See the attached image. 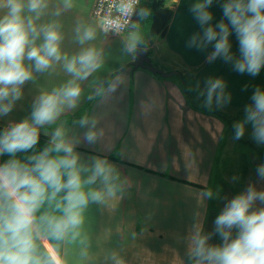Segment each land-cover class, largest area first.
<instances>
[{
  "label": "crops",
  "instance_id": "0c3cea01",
  "mask_svg": "<svg viewBox=\"0 0 264 264\" xmlns=\"http://www.w3.org/2000/svg\"><path fill=\"white\" fill-rule=\"evenodd\" d=\"M95 1L44 0L37 13L28 10V0H22L25 22L31 19L39 33L31 46L40 47L45 27L54 25L61 36V59H53L42 71L34 61L24 59L32 78L20 86L11 111L0 114V138L17 123H32L34 106L42 95L70 83L79 87L80 94L71 105L62 104L53 121L34 125L38 141L31 149L0 153V167L16 160L32 169L37 163L33 158L45 150L48 159L57 162L75 157L80 190L88 197L86 205L74 210L81 218L78 225L57 227L67 216L69 190L44 185L28 229L31 264H209L207 252L223 248L240 232L235 226L218 228L216 220L226 206L249 188L264 193V176L259 173L264 166L260 157L264 142L255 138L253 124L247 121L254 93L264 92V66L256 75L235 68L242 59L239 39L224 16V5L234 0H212L206 7L212 19L203 26L191 9L205 0H163L171 10L164 34L151 29L152 0H140L132 23L120 34L106 31L92 17ZM5 3L0 0V18L8 12ZM221 22L228 27L231 59L212 58ZM207 27L218 33L210 43L204 38ZM87 30L92 38L81 42ZM138 46L148 50L154 67L176 73L162 76L144 67L133 68L130 62ZM88 50L96 53L95 65L81 79L68 72L66 64ZM215 80L223 82L222 94L217 89L209 104L208 82ZM239 124L255 141L237 138ZM89 133L94 134L91 140ZM243 141L254 145L249 155L241 154ZM60 142L71 153L57 149ZM97 161L112 169L107 182L102 176L87 182ZM70 171L61 166L63 184ZM109 185L115 195H108ZM93 191L101 192L102 199L93 200ZM260 210L264 200L257 198L249 213ZM201 238L204 254L198 255Z\"/></svg>",
  "mask_w": 264,
  "mask_h": 264
},
{
  "label": "clouds",
  "instance_id": "9594fccd",
  "mask_svg": "<svg viewBox=\"0 0 264 264\" xmlns=\"http://www.w3.org/2000/svg\"><path fill=\"white\" fill-rule=\"evenodd\" d=\"M211 3L212 0H205L191 9L202 26L212 19L211 14L206 11L207 5ZM4 6L8 12L0 18V114L11 111L12 102L20 97V86L32 78V73L24 66L25 58L34 61L39 71L48 69L53 59H61V36L54 25L45 27L44 43L40 47L31 46L39 33L31 19L25 22L22 16L25 5L22 0H6ZM44 6V0H28L27 7L31 12L38 13ZM224 16L228 18L239 39L242 59L236 62V70L241 73L247 71L251 75L258 74L264 66V0H248L246 4L244 0H234L224 5ZM217 27L220 29V38L215 44L212 58L224 55L231 59L228 56V27L223 22ZM92 35L90 30L85 31L81 42L91 39ZM217 35L212 27H207L204 31L205 42L216 40ZM192 43H196L195 36ZM95 60L96 53L88 50L78 57H73L66 64V68L68 72L83 79L93 69ZM208 83L207 102L210 104L217 89H220L222 94L223 82L215 80ZM79 94V87L70 83L63 89L39 97L32 112V123L25 120L6 130L0 138V153L15 154L31 149L38 141V131L34 125L53 121L61 110L60 106L65 102L71 105ZM217 99L219 100V96ZM252 99L254 105L247 110V121L253 124L255 138L264 142V92L257 89ZM5 100L9 102L4 103ZM243 132V124L237 125V138L242 136ZM55 135L58 137L61 133L57 131ZM88 138L93 139L94 134L89 133ZM56 148H64L66 152L71 153V148L65 147L63 142L57 143ZM33 159H36L37 163L32 169L16 160L0 167V264H31L32 242L28 229L34 222V213L44 195L45 184L57 191L65 187L69 190L65 197L68 201L67 216L65 220L57 222V227L68 223L78 225L81 218L79 212L74 210L88 202V197L80 190V177L74 170L75 157L63 158L57 162L48 159V150H45L39 158ZM61 166L72 169L66 184L62 183ZM111 171V168L105 167L103 161H97L94 175L87 182L95 180L96 176H102L107 182ZM32 172H37L38 177L32 175ZM259 173L264 176V166L259 169ZM90 195L93 200L99 201L103 194L93 191ZM108 195H115V188L111 185L108 187ZM257 198L264 200V193H257L249 188L247 194L233 199L217 218L218 228L231 229L235 226L240 232L235 240L223 248L207 252L206 259L209 264H264V210L249 213L253 201ZM223 235L227 239V233ZM204 243L203 238L197 241L198 255L204 254Z\"/></svg>",
  "mask_w": 264,
  "mask_h": 264
},
{
  "label": "built area",
  "instance_id": "2783aa9c",
  "mask_svg": "<svg viewBox=\"0 0 264 264\" xmlns=\"http://www.w3.org/2000/svg\"><path fill=\"white\" fill-rule=\"evenodd\" d=\"M140 0H96L91 15L114 34L124 33L136 14Z\"/></svg>",
  "mask_w": 264,
  "mask_h": 264
},
{
  "label": "trees",
  "instance_id": "16d2710c",
  "mask_svg": "<svg viewBox=\"0 0 264 264\" xmlns=\"http://www.w3.org/2000/svg\"><path fill=\"white\" fill-rule=\"evenodd\" d=\"M153 16L151 29L153 32L164 34L167 22L171 16V10L167 8L163 0H152ZM201 109L216 111L214 107L211 106H199ZM260 157L264 161V153L260 152Z\"/></svg>",
  "mask_w": 264,
  "mask_h": 264
},
{
  "label": "water",
  "instance_id": "95a60500",
  "mask_svg": "<svg viewBox=\"0 0 264 264\" xmlns=\"http://www.w3.org/2000/svg\"><path fill=\"white\" fill-rule=\"evenodd\" d=\"M130 65L133 66V68L137 67H144L153 73H158L162 76H170L176 72H164L161 69H158L154 67L150 61V58L148 56V50L145 47H136L135 49V57L134 59L130 62Z\"/></svg>",
  "mask_w": 264,
  "mask_h": 264
},
{
  "label": "rangeland",
  "instance_id": "374dc122",
  "mask_svg": "<svg viewBox=\"0 0 264 264\" xmlns=\"http://www.w3.org/2000/svg\"><path fill=\"white\" fill-rule=\"evenodd\" d=\"M231 121H229V123H230ZM231 126H232V124H230V128H231ZM240 138H242L243 140H250V141H255L254 140V138L252 137V133L251 132H249L248 134H246L245 135V133H243V135L242 136H240ZM250 141L249 142H241V150L242 151H244V153H241V154H243V155H249L250 153V151L251 150H249V149H252L253 148V143H250ZM237 154H239L240 155V153H237ZM238 155V156H239Z\"/></svg>",
  "mask_w": 264,
  "mask_h": 264
}]
</instances>
